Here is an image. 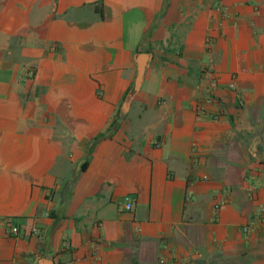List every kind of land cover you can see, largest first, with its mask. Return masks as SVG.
Masks as SVG:
<instances>
[{
    "label": "crops",
    "instance_id": "0c3cea01",
    "mask_svg": "<svg viewBox=\"0 0 264 264\" xmlns=\"http://www.w3.org/2000/svg\"><path fill=\"white\" fill-rule=\"evenodd\" d=\"M43 260L264 264V0H0V264Z\"/></svg>",
    "mask_w": 264,
    "mask_h": 264
},
{
    "label": "built area",
    "instance_id": "2783aa9c",
    "mask_svg": "<svg viewBox=\"0 0 264 264\" xmlns=\"http://www.w3.org/2000/svg\"><path fill=\"white\" fill-rule=\"evenodd\" d=\"M222 202H224V198L223 197L221 199H219V201H216L214 203V206L217 208ZM131 206H132V200H131L130 196L127 195V194H124L121 197V207L125 208V209H130ZM248 227L249 226L247 224H244V225L241 226V230L245 232V231L248 230ZM9 231L12 232V233H16V231H17L16 225H10L9 226ZM158 261L160 263H162L164 260H163V258H159Z\"/></svg>",
    "mask_w": 264,
    "mask_h": 264
},
{
    "label": "water",
    "instance_id": "95a60500",
    "mask_svg": "<svg viewBox=\"0 0 264 264\" xmlns=\"http://www.w3.org/2000/svg\"><path fill=\"white\" fill-rule=\"evenodd\" d=\"M144 60H145V54L139 53L136 58V73H135L134 80H133L134 87H137L140 81V78L143 72V67H144ZM42 262L45 264H51L50 260L49 261L43 260Z\"/></svg>",
    "mask_w": 264,
    "mask_h": 264
},
{
    "label": "trees",
    "instance_id": "16d2710c",
    "mask_svg": "<svg viewBox=\"0 0 264 264\" xmlns=\"http://www.w3.org/2000/svg\"><path fill=\"white\" fill-rule=\"evenodd\" d=\"M113 125V122H110V127ZM85 164V161L82 162V165L81 166H84Z\"/></svg>",
    "mask_w": 264,
    "mask_h": 264
}]
</instances>
